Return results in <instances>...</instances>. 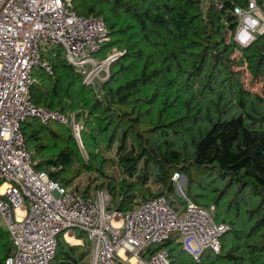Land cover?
<instances>
[{"label": "trees", "instance_id": "1", "mask_svg": "<svg viewBox=\"0 0 264 264\" xmlns=\"http://www.w3.org/2000/svg\"><path fill=\"white\" fill-rule=\"evenodd\" d=\"M216 1L71 0L78 15L104 19L110 40L99 55L121 54L99 87L83 83L60 48L44 53L53 76L33 73V104L75 116L83 148L56 121L27 119L23 130L34 168L74 194L106 190L107 208L126 213L176 195L173 176L185 174L186 197L215 205L216 221L230 226L221 252L205 250L199 262L175 234L149 253L166 250L170 264H264V36L238 48L232 8L246 0H222V10ZM237 63L261 94L244 89ZM14 253L0 229V264ZM90 253L60 236L51 264H91Z\"/></svg>", "mask_w": 264, "mask_h": 264}, {"label": "built area", "instance_id": "2", "mask_svg": "<svg viewBox=\"0 0 264 264\" xmlns=\"http://www.w3.org/2000/svg\"><path fill=\"white\" fill-rule=\"evenodd\" d=\"M215 5L222 10L224 3L217 0ZM259 5L258 0H246L232 8L236 26L231 39L240 49L264 36ZM109 40L104 19L78 15L71 0H0V218L15 246L5 264H51L60 236L75 237V229L91 241L92 264H170L166 250H149L174 234H179L182 249L196 262L205 250L221 252L222 237L230 226L216 221L215 205L206 208L186 197L178 209L166 196H159L120 213L107 208L108 191L90 197L74 194L34 168L23 130L28 118L71 127L83 148L82 126L75 116L31 101L34 71L40 68L54 75L45 51L62 49L83 83L99 87L121 54L115 50L99 55ZM244 71L249 77L247 65ZM179 177L175 173L173 179Z\"/></svg>", "mask_w": 264, "mask_h": 264}, {"label": "rangeland", "instance_id": "3", "mask_svg": "<svg viewBox=\"0 0 264 264\" xmlns=\"http://www.w3.org/2000/svg\"><path fill=\"white\" fill-rule=\"evenodd\" d=\"M258 1L260 3V5H259L260 8L264 12V1L263 0H258ZM58 51H59L58 47H52L51 49H47L45 52H47V53H49L51 55H55V54H57ZM114 51H115V49L112 50L107 55L102 54L100 56L101 57H105V56L111 55V54H113ZM245 67H246V64L243 67H241V65H239V63L234 65V70H236V71H241L242 70V72H244V74L242 75L243 79L241 80L244 89L249 91V92H251V94L252 93L261 94L262 93L263 83L259 79H257V80L253 79V74L250 73V72H249V77L246 78L245 77V71H244ZM37 70L40 71L39 68H37ZM252 98H254V97L252 96ZM69 115H70V113H69ZM28 120L30 121V120H33V119L32 118H28ZM183 175H185V174H183ZM182 177L183 176L181 174L180 177L178 178V180L176 181V195H171V194L167 195V198H168V200L170 202L172 200H174V206L175 207H177V206L182 207L181 201L184 200V198H186V195H185L186 194V189H185L186 186L185 185H186V182H187V176L185 175L186 179H185V183L184 184L182 183ZM179 188L181 190V193L179 192L180 191ZM0 227H1L0 229L2 230V232H7V227H6L5 223L3 222V220L1 218H0ZM75 231H76V233H78L77 235H79V232H80L79 229H75ZM175 236H177V238H178L179 234H175ZM83 237L84 238H82L81 241L78 240V239H80L78 237L74 238L78 242L77 244H72L68 240H66V239L65 240H66L67 243L72 244V245L80 246L81 248H83V246H85V248L87 247L88 249L90 248L91 249L90 259H91V264H92V246H91V241H90V239H89V237H88V235L86 233H84ZM85 242H86V244H85ZM194 247L195 246L192 245V248H194ZM57 262H58V259H57ZM57 262L54 261L53 264H57Z\"/></svg>", "mask_w": 264, "mask_h": 264}, {"label": "bare ground", "instance_id": "4", "mask_svg": "<svg viewBox=\"0 0 264 264\" xmlns=\"http://www.w3.org/2000/svg\"><path fill=\"white\" fill-rule=\"evenodd\" d=\"M66 238H68L69 242L72 244H77L78 242L74 239V237H72L70 234H68L66 236Z\"/></svg>", "mask_w": 264, "mask_h": 264}, {"label": "water", "instance_id": "5", "mask_svg": "<svg viewBox=\"0 0 264 264\" xmlns=\"http://www.w3.org/2000/svg\"><path fill=\"white\" fill-rule=\"evenodd\" d=\"M183 177H182V183L184 184L185 183V179H186V177H185V175H182ZM179 190H180V188H179ZM180 193H181V190L179 191Z\"/></svg>", "mask_w": 264, "mask_h": 264}, {"label": "crops", "instance_id": "6", "mask_svg": "<svg viewBox=\"0 0 264 264\" xmlns=\"http://www.w3.org/2000/svg\"><path fill=\"white\" fill-rule=\"evenodd\" d=\"M80 231V230H79ZM82 231H80L79 233H81ZM82 233H84V232H82ZM77 234L78 233H76V235H75V237L74 238H77ZM65 238V237H64ZM66 240H68V238H65ZM76 240V239H75ZM78 240H80L81 241V239H78ZM69 241V240H68ZM83 242V241H82ZM72 245V244H71Z\"/></svg>", "mask_w": 264, "mask_h": 264}]
</instances>
